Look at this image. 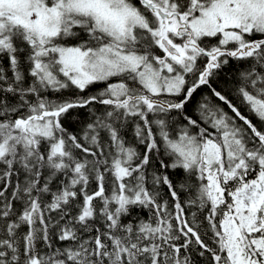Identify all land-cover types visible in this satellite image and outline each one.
<instances>
[{
    "label": "snow or ice",
    "instance_id": "snow-or-ice-1",
    "mask_svg": "<svg viewBox=\"0 0 264 264\" xmlns=\"http://www.w3.org/2000/svg\"><path fill=\"white\" fill-rule=\"evenodd\" d=\"M230 59L250 61L239 104L213 87ZM0 221V264H264V0H0Z\"/></svg>",
    "mask_w": 264,
    "mask_h": 264
},
{
    "label": "trees",
    "instance_id": "trees-1",
    "mask_svg": "<svg viewBox=\"0 0 264 264\" xmlns=\"http://www.w3.org/2000/svg\"><path fill=\"white\" fill-rule=\"evenodd\" d=\"M77 41L74 39H69L68 43L73 44L76 43ZM231 46V45H230ZM3 63L5 66H7V60L4 59ZM201 64H203V61H201ZM250 61H235L230 59L228 65L224 66L221 70L218 71L216 78L213 80V87H215L217 90L221 91L223 94H226L229 96V98L233 101V103L239 104V100L236 96V88L240 83V72L247 69L249 67ZM25 70L27 68V65L22 66ZM9 76H11V72L8 73ZM104 84V83H103ZM101 84H95L91 86L89 89H87L86 92L82 93V95H89V94H96L99 90H102L106 85L104 84L103 87H101ZM77 94V90L75 89H67L63 90L61 93H56L53 95L52 93H49L48 95L50 98L53 99H59V98H67V97H72ZM205 95H210L209 90L207 88H201L199 89L193 96L192 100L190 103L186 106V111L188 112L189 115H193V118H197V114L194 115L195 107L197 102L204 97ZM215 103H221L219 101H216L215 98H212ZM223 106V105H222ZM226 111H230L227 109L226 106H223ZM92 110L89 108H77L70 110L68 114H66L62 118V123L64 127H66L70 132H73L75 134H81L82 130L86 127V125L90 122H92L95 119V116L93 115V111L95 112V115H100L103 111V106L99 104H94L91 106ZM242 113L245 115H249L246 108L244 106H241ZM171 116L175 119H177L180 123H186L183 121L182 117H178L175 112L171 114ZM151 118V117H150ZM250 119H252L254 124H257L260 126V122L256 119L255 116H250ZM134 122L129 121L127 126L122 129L124 138L128 143L134 147H137L139 151L143 152V146L139 145L136 137L134 135ZM106 138V137H105ZM161 156H163V152H161ZM167 163H171V161L168 160L167 157H163ZM149 171H156L158 174H167L170 176L173 181L177 180H182L184 177V173L182 169H163L160 168L159 165V157L156 158V162L153 165L149 166ZM47 175V173H45ZM22 179V177H21ZM58 184V179L56 182H54L51 187L53 190L57 188ZM91 189L95 188V182L93 181L90 185ZM10 191V190H9ZM161 195L165 199H169L168 196V191L166 187H163L161 189ZM180 200L185 201L188 198V194L181 191L179 193ZM47 199H50L48 197ZM171 206V204H170ZM21 208V205L19 203L16 204V209L19 210ZM186 219L189 221L192 218V213L196 212L197 216V222L200 224V231L201 233H206L204 236L205 240L209 243H211L210 240H208V237L211 236V232H207V221L204 219L205 215L207 214L205 212L198 211L195 207L193 208H187L186 207ZM76 209L73 208V213H75ZM55 215V214H53ZM147 211L146 210H139V209H133L132 215L130 217H127L126 219H135L137 216L147 218ZM12 219H15V217H12ZM2 226H3V221H0V234H2ZM27 231V226L22 225L18 229V233L21 235ZM53 240L56 244H59V241H55V237H53ZM43 247V246H42ZM191 259L193 261V264H207L208 262V257L207 255L203 258L199 257L195 251L191 252Z\"/></svg>",
    "mask_w": 264,
    "mask_h": 264
},
{
    "label": "bare ground",
    "instance_id": "bare-ground-1",
    "mask_svg": "<svg viewBox=\"0 0 264 264\" xmlns=\"http://www.w3.org/2000/svg\"><path fill=\"white\" fill-rule=\"evenodd\" d=\"M100 84H101L100 88L104 86L103 83H100ZM202 98H203V97H202ZM202 98H201L198 102H200V101L202 100ZM198 102H197V104H196V107H197V105H198ZM196 107H195V109H196ZM197 115H198V114H197ZM176 120H177V119H176ZM59 179H61V178H58V183H59Z\"/></svg>",
    "mask_w": 264,
    "mask_h": 264
}]
</instances>
